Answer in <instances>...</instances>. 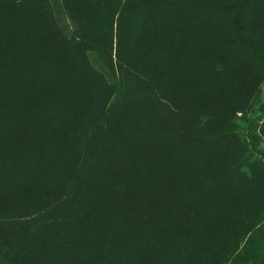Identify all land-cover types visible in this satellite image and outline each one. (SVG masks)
I'll return each mask as SVG.
<instances>
[{
  "label": "trees",
  "instance_id": "1",
  "mask_svg": "<svg viewBox=\"0 0 264 264\" xmlns=\"http://www.w3.org/2000/svg\"><path fill=\"white\" fill-rule=\"evenodd\" d=\"M60 1L0 0V264H264V0Z\"/></svg>",
  "mask_w": 264,
  "mask_h": 264
},
{
  "label": "rangeland",
  "instance_id": "2",
  "mask_svg": "<svg viewBox=\"0 0 264 264\" xmlns=\"http://www.w3.org/2000/svg\"><path fill=\"white\" fill-rule=\"evenodd\" d=\"M53 4V7L55 9V13L57 18L59 19L62 27H64V29L66 31H70L71 30V26H72V22L67 14V12L63 9L62 5H61V1L60 0H50ZM92 60H93V55H92ZM94 64L99 67V65L97 63L94 62Z\"/></svg>",
  "mask_w": 264,
  "mask_h": 264
}]
</instances>
